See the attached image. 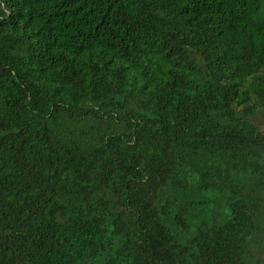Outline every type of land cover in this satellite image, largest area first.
Returning <instances> with one entry per match:
<instances>
[{"label": "trees", "instance_id": "16d2710c", "mask_svg": "<svg viewBox=\"0 0 264 264\" xmlns=\"http://www.w3.org/2000/svg\"><path fill=\"white\" fill-rule=\"evenodd\" d=\"M264 0H0V264H264Z\"/></svg>", "mask_w": 264, "mask_h": 264}, {"label": "rangeland", "instance_id": "374dc122", "mask_svg": "<svg viewBox=\"0 0 264 264\" xmlns=\"http://www.w3.org/2000/svg\"><path fill=\"white\" fill-rule=\"evenodd\" d=\"M257 121L264 130V109H262L257 115ZM264 257V254H263Z\"/></svg>", "mask_w": 264, "mask_h": 264}]
</instances>
